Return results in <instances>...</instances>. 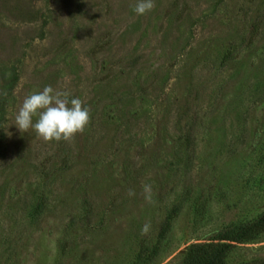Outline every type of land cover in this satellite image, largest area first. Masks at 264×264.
Returning <instances> with one entry per match:
<instances>
[{
	"label": "rangeland",
	"instance_id": "1",
	"mask_svg": "<svg viewBox=\"0 0 264 264\" xmlns=\"http://www.w3.org/2000/svg\"><path fill=\"white\" fill-rule=\"evenodd\" d=\"M136 2L0 0V264H181L264 213V0ZM48 85L90 108L70 142L14 125Z\"/></svg>",
	"mask_w": 264,
	"mask_h": 264
},
{
	"label": "clouds",
	"instance_id": "2",
	"mask_svg": "<svg viewBox=\"0 0 264 264\" xmlns=\"http://www.w3.org/2000/svg\"><path fill=\"white\" fill-rule=\"evenodd\" d=\"M155 0H137L133 12L142 16L152 11ZM66 90L45 86L42 91L27 95L15 116L14 125L26 133L29 129L35 131L38 138L45 142H70L78 133H83L90 123V108L79 97L71 98ZM35 118V122L34 119ZM143 197L148 204H154L151 184H143ZM129 197L136 195L130 189ZM151 224L146 223L141 228V235H147Z\"/></svg>",
	"mask_w": 264,
	"mask_h": 264
},
{
	"label": "trees",
	"instance_id": "3",
	"mask_svg": "<svg viewBox=\"0 0 264 264\" xmlns=\"http://www.w3.org/2000/svg\"><path fill=\"white\" fill-rule=\"evenodd\" d=\"M13 86L14 82H10L8 84V89L11 90ZM167 218L169 219L168 216ZM167 225L168 224L165 222L161 225L157 234L158 240L163 238ZM263 232L264 213L250 224L219 233L217 236L213 237L209 243L190 245L184 254L181 264H227L225 256L229 249L232 248V243L242 244L254 241Z\"/></svg>",
	"mask_w": 264,
	"mask_h": 264
}]
</instances>
